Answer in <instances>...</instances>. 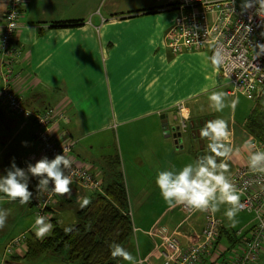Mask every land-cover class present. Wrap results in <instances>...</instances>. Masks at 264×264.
Instances as JSON below:
<instances>
[{
	"label": "crops",
	"instance_id": "crops-1",
	"mask_svg": "<svg viewBox=\"0 0 264 264\" xmlns=\"http://www.w3.org/2000/svg\"><path fill=\"white\" fill-rule=\"evenodd\" d=\"M7 4L8 0H0V24ZM166 4L167 0H21L16 39L22 54L15 63L14 82L29 109L54 108L69 118L54 129L57 141L61 145L75 142L71 159L89 166L102 185L114 181L123 163L135 227L143 231L158 228L171 234L183 224L187 213L182 206L169 208L165 203L155 184L157 171L172 166L179 170L205 154L207 141L200 138L199 131L208 120L227 119L231 143L241 148L229 161L231 175L247 165L250 146H242L254 135L247 127L253 107L246 111L247 118L245 113L239 121L234 118L235 109L225 108L217 113L208 107L212 90L224 91L229 101L242 95L232 92L220 68L212 66L208 59L212 46L207 47L210 51L176 56L168 49L166 34L179 10ZM151 9L154 11L149 12ZM162 56L166 60L162 61ZM176 77L179 80L175 83ZM177 101L188 108L182 115L180 104L174 106ZM31 121L9 112L0 100V175L6 174L13 158L18 167L26 168L28 162L34 164L45 156ZM177 123L184 132L198 131V149L202 153L194 143L185 145V138L178 151L168 144L171 128ZM116 128L119 139L123 136L128 140L125 151L118 148ZM37 183L36 178H31L29 186L34 194ZM71 188L70 199L57 196L51 204L50 215L61 226L63 218L59 215L63 209H74L78 195L90 201L93 196L77 183ZM27 207L28 214L24 211ZM0 209L9 211L6 225L0 230V264H68L48 254L35 260L25 259V244L16 246L13 254L6 256L9 242L31 230L34 208L29 203L10 201L0 193ZM205 216L206 213L196 212L191 217L192 232H198L205 224ZM221 224V237L198 264H229L226 257L235 248L232 245L238 235H247L254 226L244 221L237 223L236 228L240 229ZM189 235L181 240L184 248L191 240ZM126 249L138 259L134 235ZM117 264L128 262L120 259ZM145 264H161V257L154 254ZM257 264H264V257Z\"/></svg>",
	"mask_w": 264,
	"mask_h": 264
},
{
	"label": "built area",
	"instance_id": "built-area-1",
	"mask_svg": "<svg viewBox=\"0 0 264 264\" xmlns=\"http://www.w3.org/2000/svg\"><path fill=\"white\" fill-rule=\"evenodd\" d=\"M241 4L242 0H167L166 7L175 8L179 13L166 34V43L175 55L202 51L210 45L211 56L217 49L221 50L224 59L219 68L231 91L255 99L264 94V53L258 55L260 50L256 47L257 44H264V21L255 15V7L242 12ZM20 17L21 0H8L0 24V100L9 112L32 120L42 154L52 159L56 154L65 153L72 161L68 174L72 175L73 183L91 192H101L102 183L94 178L88 167L71 159L75 142L69 141L61 145L57 141L54 129L59 123L68 122L69 118L54 108L44 111L29 109L16 91L15 63L22 54L16 39ZM181 108L185 110L183 113L188 110L184 103L178 107L180 113ZM249 146L251 151L264 149V143L254 137L249 141ZM231 179L238 189H242L241 211L254 214L255 220L254 226L241 239L242 242L233 249L229 264H257L264 257V175L254 174L249 171L248 165H243L234 171ZM57 196L59 195L51 192L41 193L37 200L36 214L46 216V207ZM45 201L47 206H43ZM182 207L187 217L171 234L158 228L143 231L134 227L138 260L143 261V264L154 254L161 257V264H198L219 239L222 224L214 214L206 213L205 224L198 232H192L191 217L196 212ZM188 234H191V240L184 248L181 240L187 238ZM21 238H16L9 244L7 254L13 253L14 244L20 245Z\"/></svg>",
	"mask_w": 264,
	"mask_h": 264
},
{
	"label": "clouds",
	"instance_id": "clouds-1",
	"mask_svg": "<svg viewBox=\"0 0 264 264\" xmlns=\"http://www.w3.org/2000/svg\"><path fill=\"white\" fill-rule=\"evenodd\" d=\"M253 7L256 8L255 15L264 21V0H242V12ZM247 30L251 31V28L247 27ZM256 47L260 50L258 55L264 53V44H257ZM208 59L212 66L217 68L222 64L224 54L217 49ZM161 60H166V57L162 56ZM208 102L209 109L217 113H222L225 108L234 110L237 104V100L229 101L227 93L218 90H212L209 93ZM181 103L182 101H177L174 106ZM184 111L181 108V114ZM199 135L202 140L207 141L205 154L198 156L179 170H176L175 166L158 170L155 184L169 208L184 206L193 212L215 214L220 211L221 206L227 205L223 213L229 222L227 226L235 228L238 223L236 217L243 209L240 202L242 189H238L231 179L229 161L241 151V148L232 145L229 121L224 118L208 120L200 128ZM24 144L27 146V142ZM248 145L249 141H245L242 147L247 149ZM247 165L250 172L264 175V149L257 148L255 151H250ZM71 168L72 161L64 152L56 154L52 159L43 156L34 164L28 162L26 168L18 167L13 158L6 174L0 175V193L10 201H18L21 205L28 204L34 197V193L29 190L30 180L36 178L38 180L37 196L44 192H51L70 199L73 180L68 170ZM77 202L81 208L91 203L88 197L79 195ZM43 206H47L46 201ZM8 216V210L0 209V230L5 227ZM53 228L54 225L44 215H37L32 225L37 239L45 238L53 231ZM65 231L71 232L72 229L66 228ZM109 248L113 259L121 258L128 264H143V261L138 260L119 243L112 242Z\"/></svg>",
	"mask_w": 264,
	"mask_h": 264
},
{
	"label": "trees",
	"instance_id": "trees-1",
	"mask_svg": "<svg viewBox=\"0 0 264 264\" xmlns=\"http://www.w3.org/2000/svg\"><path fill=\"white\" fill-rule=\"evenodd\" d=\"M152 11L154 10L151 9L149 12ZM247 127L256 139L264 143V95L258 98L255 108L248 117ZM118 163L120 166V160ZM29 190L32 191L30 186ZM92 193L91 203L87 207L81 208L80 205L77 207V222L70 227L61 226L57 219L50 215L51 205L46 207L45 214L54 225L53 231L43 239H37L32 228L21 236L20 244H25L27 250L24 258L35 260L48 254L68 264H117L121 258H112L109 245L116 242L126 249L135 227L132 214H129L131 210L122 171H116L114 181L108 186L103 185L101 192ZM38 199L39 195L35 193L29 203V206L34 208L35 214L38 211ZM66 228H71L72 231L66 232ZM243 237L245 234L238 235L232 247L238 246ZM18 245L14 244L15 247ZM6 250V256L13 254H7Z\"/></svg>",
	"mask_w": 264,
	"mask_h": 264
},
{
	"label": "rangeland",
	"instance_id": "rangeland-1",
	"mask_svg": "<svg viewBox=\"0 0 264 264\" xmlns=\"http://www.w3.org/2000/svg\"><path fill=\"white\" fill-rule=\"evenodd\" d=\"M120 2L121 3H124V2H126V0H120ZM206 49L210 51V49H208V48H206ZM178 80H179V77H176L175 80H174V82L176 83ZM263 95H261V96H263ZM260 97H258V98H260ZM258 98L249 99L248 97H246L244 95H240L239 96V99L237 97L236 100L238 101V103L236 104V107H235V117H234L235 120L236 121H239V118H245L246 111L247 110H250L252 107H253V109L255 108ZM248 113H246V118L248 116ZM29 121H31V120H29ZM62 123H64V122H62ZM187 128H188V126L186 127V129ZM186 129H184V130H186ZM188 132H189V134H188ZM181 133H182V135L179 138L178 136H175V134H174V132L172 130L170 131V138H169V140H170L171 143L169 142L168 144L173 145L174 150H177L178 148L183 147L182 142H180V140H182V138H185L184 139L185 145H189L190 143H194L195 147L198 149L199 135H198V131L196 129H188L185 132L184 131H181ZM116 135H117L118 148H119V150L121 148L123 149V151L127 150L129 148L128 140L127 139H124L123 136H120V139H119L117 128H116ZM190 141H192V142H190ZM198 150H197V152H198ZM199 151L201 153L203 152L202 150H199ZM120 152H121V150H120ZM126 165H127V162H126ZM87 167H89V166H87ZM120 168H121V171H122V173L124 175L125 171H123V163L120 166ZM78 206H79V204L78 203H75L74 209L77 208ZM226 207H227V205L221 206L220 211L217 212V213H215L214 215L216 216V218L218 217L221 222L225 223L226 225H229V222H228L227 218L223 214L224 211H225V209H226ZM74 209L72 207H66V209H63L61 211L59 217H60V219L63 218V226L64 227H70V226H72L73 224H75L77 222V218H76V215L74 213ZM24 211L27 214L29 213V209L28 208H25ZM30 215H32V213ZM36 216L37 215L34 212V220H35V217ZM28 219L29 218L25 219L24 220V223H26L28 221ZM236 219H237L238 223L240 221H244L247 224L249 223L248 225H251V224L254 223L255 216L252 213L240 211L239 214L237 215ZM12 224L13 223H11L10 225H8L9 230L12 229ZM234 229H240V228H236L235 227ZM240 231H242V230H240ZM232 255H233V253H230L226 257V260L229 263L231 261Z\"/></svg>",
	"mask_w": 264,
	"mask_h": 264
},
{
	"label": "water",
	"instance_id": "water-1",
	"mask_svg": "<svg viewBox=\"0 0 264 264\" xmlns=\"http://www.w3.org/2000/svg\"><path fill=\"white\" fill-rule=\"evenodd\" d=\"M176 122L177 121H174V123H176ZM171 130L174 132L175 136H178L179 138L181 137V135H182L181 131H183L181 124H178V123L174 124L172 126ZM180 142H182V140H180Z\"/></svg>",
	"mask_w": 264,
	"mask_h": 264
}]
</instances>
